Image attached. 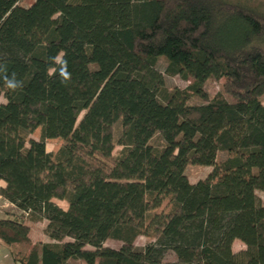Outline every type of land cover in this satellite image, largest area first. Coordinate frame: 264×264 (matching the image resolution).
<instances>
[{
	"label": "trees",
	"instance_id": "16d2710c",
	"mask_svg": "<svg viewBox=\"0 0 264 264\" xmlns=\"http://www.w3.org/2000/svg\"><path fill=\"white\" fill-rule=\"evenodd\" d=\"M24 2L0 0V195L22 213L0 217V242L15 263L264 264V0ZM189 166L212 171L192 184Z\"/></svg>",
	"mask_w": 264,
	"mask_h": 264
},
{
	"label": "rangeland",
	"instance_id": "374dc122",
	"mask_svg": "<svg viewBox=\"0 0 264 264\" xmlns=\"http://www.w3.org/2000/svg\"><path fill=\"white\" fill-rule=\"evenodd\" d=\"M32 3H33V0H25V2L23 3V6L28 7ZM166 65H167L166 60L164 58H162L161 61L159 62L158 69L161 72H164ZM164 77H165V87L170 89V90H172V89H185L190 84L189 82L183 80L179 76H176V77L164 76ZM224 82H225L224 80L209 81L206 84L205 89L208 92V94L212 97V96H214L217 93L222 91ZM1 101L4 102V100H1ZM262 101L264 104V98L262 99ZM194 103H201V101L195 100ZM81 118H82V115H81L80 119ZM121 132H122L121 124L118 123L114 127L115 137L119 138ZM33 137L36 140H40V137H41L40 129L34 133ZM155 143L157 145H161L163 143L160 136H157L155 138ZM46 147H47L48 152H57L61 147V141L49 140L46 143ZM118 149H120V148H118ZM226 157L227 156L225 154H223V155H221L220 160L221 161L225 160ZM211 171H212V168L189 166L186 170V175L188 176V178L192 184H196L200 180L206 179ZM259 196L261 197V199L263 200V203H264V193H259ZM54 202L56 205H58L63 210H65V211L69 210L68 205H66L64 202L59 201V200H55ZM21 214L22 213L15 206L14 207L13 206H7L6 203L2 199H0V217L1 218L14 219V218L19 217ZM47 224H48L47 221H42V222H39V223L32 225L31 239H32L34 244L40 243V242H49V239L45 234V229L47 227ZM148 243H150V242L146 238L140 237L137 239L133 248L134 249H142L146 245H148ZM104 246L114 248V249H119L123 246V244L108 241L105 243ZM88 249H91V248H88ZM244 249H245V246L240 241H236L234 243L233 250L235 252H239V251L244 250ZM165 262L166 263L177 262V258L174 255V253H172V252L168 253L166 258H165ZM0 264H16L12 255H11L10 248L8 246L2 244L1 242H0ZM74 264H80V263H74Z\"/></svg>",
	"mask_w": 264,
	"mask_h": 264
},
{
	"label": "built area",
	"instance_id": "2783aa9c",
	"mask_svg": "<svg viewBox=\"0 0 264 264\" xmlns=\"http://www.w3.org/2000/svg\"><path fill=\"white\" fill-rule=\"evenodd\" d=\"M0 199H2V200L6 203L7 206H13L11 203H9V202L6 201L5 199H3V198L1 197V195H0Z\"/></svg>",
	"mask_w": 264,
	"mask_h": 264
},
{
	"label": "crops",
	"instance_id": "0c3cea01",
	"mask_svg": "<svg viewBox=\"0 0 264 264\" xmlns=\"http://www.w3.org/2000/svg\"><path fill=\"white\" fill-rule=\"evenodd\" d=\"M5 186H6L5 183L3 181H0V189L5 188Z\"/></svg>",
	"mask_w": 264,
	"mask_h": 264
},
{
	"label": "clouds",
	"instance_id": "9594fccd",
	"mask_svg": "<svg viewBox=\"0 0 264 264\" xmlns=\"http://www.w3.org/2000/svg\"><path fill=\"white\" fill-rule=\"evenodd\" d=\"M9 86L10 87H16V84L13 81H9Z\"/></svg>",
	"mask_w": 264,
	"mask_h": 264
}]
</instances>
